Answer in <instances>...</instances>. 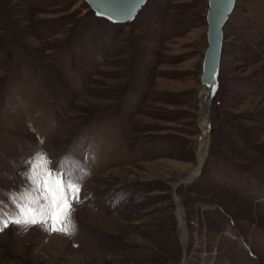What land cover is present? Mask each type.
Masks as SVG:
<instances>
[{
  "label": "rangeland",
  "instance_id": "rangeland-1",
  "mask_svg": "<svg viewBox=\"0 0 264 264\" xmlns=\"http://www.w3.org/2000/svg\"><path fill=\"white\" fill-rule=\"evenodd\" d=\"M207 6L0 0V264H264V0L224 26L199 164ZM37 155L79 183L70 234L12 222Z\"/></svg>",
  "mask_w": 264,
  "mask_h": 264
},
{
  "label": "snow or ice",
  "instance_id": "snow-or-ice-1",
  "mask_svg": "<svg viewBox=\"0 0 264 264\" xmlns=\"http://www.w3.org/2000/svg\"><path fill=\"white\" fill-rule=\"evenodd\" d=\"M132 2V0H112L116 6V10H121V6ZM138 3L139 0H134ZM124 11L131 14V8H124ZM111 11V10H110ZM49 161L44 155L35 157L31 175L29 179L35 185L34 191L39 192V196L33 197L31 193H25L20 199L25 201L18 205L19 218L12 221L17 224H42L47 225L51 221V230L55 232H63L70 234L74 230L73 200L78 199L80 186L78 182L71 181V178L61 179L58 175L52 181L51 172L47 169ZM44 179H40V176ZM67 176V174H65ZM41 200L43 203H41ZM0 215H3V210L0 209ZM7 226V221L4 227ZM0 230H3L0 228Z\"/></svg>",
  "mask_w": 264,
  "mask_h": 264
},
{
  "label": "water",
  "instance_id": "water-1",
  "mask_svg": "<svg viewBox=\"0 0 264 264\" xmlns=\"http://www.w3.org/2000/svg\"><path fill=\"white\" fill-rule=\"evenodd\" d=\"M94 11L95 15L107 19L112 23L123 24L135 19L139 11L148 0H139L138 3H126L117 11L112 0H84ZM236 0H208L206 10V38L207 47L202 59L200 85L197 91L199 104L210 108L213 98L219 87V68L223 49L224 26L226 25ZM124 8H131L128 15ZM111 10V11H110Z\"/></svg>",
  "mask_w": 264,
  "mask_h": 264
},
{
  "label": "bare ground",
  "instance_id": "bare-ground-1",
  "mask_svg": "<svg viewBox=\"0 0 264 264\" xmlns=\"http://www.w3.org/2000/svg\"><path fill=\"white\" fill-rule=\"evenodd\" d=\"M211 108V107H210ZM210 108H207L204 105H201V114H200V128H201V132L203 133V136L200 140V147H199V164H201L202 160H203V156H204V144L207 138V132H208V128H209V110ZM179 219H180V224H182L183 220H182V213L179 212Z\"/></svg>",
  "mask_w": 264,
  "mask_h": 264
}]
</instances>
